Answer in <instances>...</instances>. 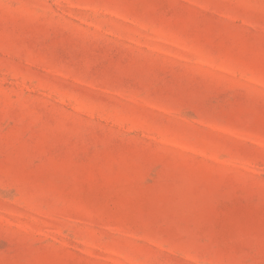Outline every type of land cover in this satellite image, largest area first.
Returning <instances> with one entry per match:
<instances>
[{
  "label": "rangeland",
  "instance_id": "374dc122",
  "mask_svg": "<svg viewBox=\"0 0 264 264\" xmlns=\"http://www.w3.org/2000/svg\"><path fill=\"white\" fill-rule=\"evenodd\" d=\"M0 264H264V0H0Z\"/></svg>",
  "mask_w": 264,
  "mask_h": 264
}]
</instances>
